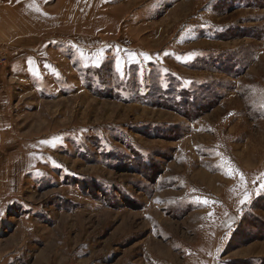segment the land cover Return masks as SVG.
<instances>
[{
	"label": "rangeland",
	"instance_id": "374dc122",
	"mask_svg": "<svg viewBox=\"0 0 264 264\" xmlns=\"http://www.w3.org/2000/svg\"><path fill=\"white\" fill-rule=\"evenodd\" d=\"M61 7L0 68V264H264V0Z\"/></svg>",
	"mask_w": 264,
	"mask_h": 264
},
{
	"label": "crops",
	"instance_id": "0c3cea01",
	"mask_svg": "<svg viewBox=\"0 0 264 264\" xmlns=\"http://www.w3.org/2000/svg\"><path fill=\"white\" fill-rule=\"evenodd\" d=\"M63 0H0V44L15 54L26 42H38L41 29L55 10H62ZM60 12L58 17H63Z\"/></svg>",
	"mask_w": 264,
	"mask_h": 264
},
{
	"label": "snow or ice",
	"instance_id": "6c2138e0",
	"mask_svg": "<svg viewBox=\"0 0 264 264\" xmlns=\"http://www.w3.org/2000/svg\"><path fill=\"white\" fill-rule=\"evenodd\" d=\"M262 107H264V105H262ZM227 175L229 176V178H234L235 175H239L240 180L242 182H245V177H244L243 173H240L238 169L229 168ZM260 187H261V189H264V184H261ZM250 199H251L250 194L246 192L244 195V198L241 200V203L248 202V201H250ZM203 203L207 204L208 202L205 200V201H203Z\"/></svg>",
	"mask_w": 264,
	"mask_h": 264
},
{
	"label": "built area",
	"instance_id": "2783aa9c",
	"mask_svg": "<svg viewBox=\"0 0 264 264\" xmlns=\"http://www.w3.org/2000/svg\"><path fill=\"white\" fill-rule=\"evenodd\" d=\"M8 63V52L0 45V68L5 67Z\"/></svg>",
	"mask_w": 264,
	"mask_h": 264
}]
</instances>
